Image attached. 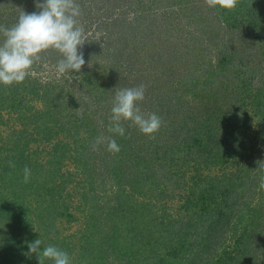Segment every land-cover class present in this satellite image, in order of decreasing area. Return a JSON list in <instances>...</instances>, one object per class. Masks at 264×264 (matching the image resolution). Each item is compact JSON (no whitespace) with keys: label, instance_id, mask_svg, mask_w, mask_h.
<instances>
[{"label":"trees","instance_id":"1","mask_svg":"<svg viewBox=\"0 0 264 264\" xmlns=\"http://www.w3.org/2000/svg\"><path fill=\"white\" fill-rule=\"evenodd\" d=\"M150 4L93 15L80 73L42 81L38 60L0 84V264H39L36 239L70 264H264V0ZM140 85L155 138L130 121L109 132L116 91Z\"/></svg>","mask_w":264,"mask_h":264},{"label":"clouds","instance_id":"2","mask_svg":"<svg viewBox=\"0 0 264 264\" xmlns=\"http://www.w3.org/2000/svg\"><path fill=\"white\" fill-rule=\"evenodd\" d=\"M205 3L210 8L219 7L231 11L236 8L239 0H205ZM36 7L38 11L30 14L22 12L12 27L0 25V34L4 38L0 43V84L11 86L22 83L31 75L33 65L41 54L48 50H55L62 56L57 64L58 74L80 73L86 63L81 51L85 43L84 28L79 22L82 10L77 0H37ZM145 91L144 85L116 91L109 132L124 136L122 122L130 121L149 139L155 138L154 134L159 131L163 121L155 113L141 111L138 102L145 99ZM105 139L108 151L119 153L120 147L115 139L101 136L97 137L95 144L98 146ZM10 165L14 166V163L10 162ZM23 172V180L28 183L31 170L25 166ZM41 244L42 241L36 239L28 245L29 254H38L39 264H44L46 258L52 264H70L65 251L52 245L41 251Z\"/></svg>","mask_w":264,"mask_h":264},{"label":"rangeland","instance_id":"3","mask_svg":"<svg viewBox=\"0 0 264 264\" xmlns=\"http://www.w3.org/2000/svg\"><path fill=\"white\" fill-rule=\"evenodd\" d=\"M125 0H117L115 3L120 5V8H118L117 4L116 6H114V4L112 3V0H77V3L80 4L81 6V10H82V15L81 17H79V22L80 24L83 26L84 30L87 31V33H91L94 31V26L93 24H89V22L91 21V17H93V15H95L96 17L101 15L102 13H114L115 9L116 11L121 12L122 7L121 4L124 3ZM39 2H43V0H39ZM37 0H0V14L2 13L7 19H2L3 21L0 23V25H4L6 23V21L9 22V16H12L13 20L12 23H16L18 20L19 15L24 12V13H32L35 11H38L37 7ZM107 4L111 5V8L108 10V12L105 11V9H101L103 8V6H106ZM148 4V5H147ZM129 5V4H128ZM145 5L149 6L150 4V0H145ZM142 7V4H138V6L136 8H130L129 9H125L128 10V20L131 19V17L134 16L133 11H136L137 9ZM150 8V7H149ZM153 9V6H152ZM100 10V11H99ZM151 10V9H150ZM123 12V11H122ZM114 19V18H113ZM89 29V31H88ZM114 31V34L110 35V32H108L109 36L106 37V40H109V43L111 44L112 41L110 38H112V35H117L118 32L120 31V28H113L111 30V32ZM2 34H0L1 36ZM102 36V35H101ZM104 36V35H103ZM104 40V38H103ZM105 40V41H106ZM54 52V51H52ZM51 51H47L46 54L44 53L42 55V58H40L39 60L43 61L42 66H43V70L41 69V71H36L34 73H32L33 77H37L38 75L41 77L40 79H42V81H45L46 77H49L50 74H55L57 78H61L62 75L58 74L57 72V61H51L52 57L50 56ZM55 56V55H54ZM56 57V56H55ZM86 62V61H85ZM87 65V63H85V65L82 67V69H84ZM7 130L10 131V129L8 127H5ZM5 129L3 130L4 133ZM1 145V142H0ZM10 153L8 151H3L2 150V155H1V159L4 161V163H8V161H6L7 159V154ZM114 253V252H113ZM121 255L115 253L113 254V257L111 259H113L114 261L110 263L111 264H129L123 257L120 258ZM122 258L124 259V262L122 261ZM140 259L144 260L147 257H139ZM131 264V263H130Z\"/></svg>","mask_w":264,"mask_h":264}]
</instances>
